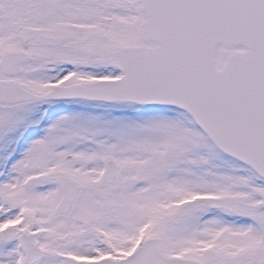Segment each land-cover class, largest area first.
Returning <instances> with one entry per match:
<instances>
[{
    "label": "snow or ice",
    "instance_id": "1",
    "mask_svg": "<svg viewBox=\"0 0 264 264\" xmlns=\"http://www.w3.org/2000/svg\"><path fill=\"white\" fill-rule=\"evenodd\" d=\"M0 264H264V0H0Z\"/></svg>",
    "mask_w": 264,
    "mask_h": 264
}]
</instances>
